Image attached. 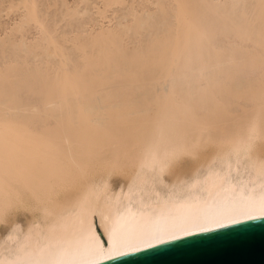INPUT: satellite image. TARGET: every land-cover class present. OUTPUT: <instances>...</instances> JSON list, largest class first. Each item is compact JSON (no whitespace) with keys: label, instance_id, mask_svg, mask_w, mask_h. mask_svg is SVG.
<instances>
[{"label":"bare ground","instance_id":"1","mask_svg":"<svg viewBox=\"0 0 264 264\" xmlns=\"http://www.w3.org/2000/svg\"><path fill=\"white\" fill-rule=\"evenodd\" d=\"M262 212L264 0H0V264Z\"/></svg>","mask_w":264,"mask_h":264},{"label":"water","instance_id":"2","mask_svg":"<svg viewBox=\"0 0 264 264\" xmlns=\"http://www.w3.org/2000/svg\"><path fill=\"white\" fill-rule=\"evenodd\" d=\"M96 264H264V217L173 239Z\"/></svg>","mask_w":264,"mask_h":264},{"label":"snow or ice","instance_id":"3","mask_svg":"<svg viewBox=\"0 0 264 264\" xmlns=\"http://www.w3.org/2000/svg\"><path fill=\"white\" fill-rule=\"evenodd\" d=\"M261 215H264V212H262ZM244 218L247 219V218H249V217L245 216ZM228 222H229V223H235L236 221H235V220H229ZM214 226H215V227H220L221 224H220V223H216ZM206 230H207V229H205V228H200V229H198V231H206ZM185 234H187V233H185Z\"/></svg>","mask_w":264,"mask_h":264}]
</instances>
